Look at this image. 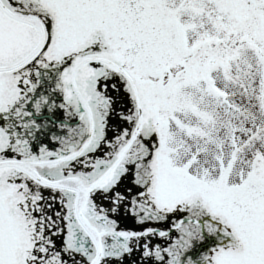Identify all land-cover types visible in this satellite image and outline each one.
Listing matches in <instances>:
<instances>
[{"label": "snow or ice", "instance_id": "1", "mask_svg": "<svg viewBox=\"0 0 264 264\" xmlns=\"http://www.w3.org/2000/svg\"><path fill=\"white\" fill-rule=\"evenodd\" d=\"M0 264H264V0H0Z\"/></svg>", "mask_w": 264, "mask_h": 264}]
</instances>
